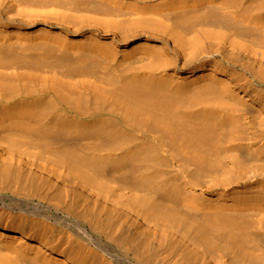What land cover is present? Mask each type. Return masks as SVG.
Here are the masks:
<instances>
[{"label":"bare ground","instance_id":"6f19581e","mask_svg":"<svg viewBox=\"0 0 264 264\" xmlns=\"http://www.w3.org/2000/svg\"><path fill=\"white\" fill-rule=\"evenodd\" d=\"M0 264H264V0H0Z\"/></svg>","mask_w":264,"mask_h":264}]
</instances>
